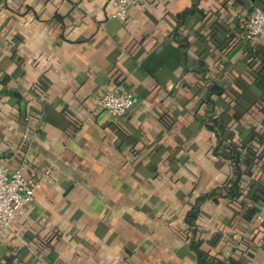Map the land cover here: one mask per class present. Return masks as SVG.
<instances>
[{"label":"crops","instance_id":"crops-1","mask_svg":"<svg viewBox=\"0 0 264 264\" xmlns=\"http://www.w3.org/2000/svg\"><path fill=\"white\" fill-rule=\"evenodd\" d=\"M111 1L0 0V159L40 179L0 264H264V0Z\"/></svg>","mask_w":264,"mask_h":264},{"label":"built area","instance_id":"built-area-1","mask_svg":"<svg viewBox=\"0 0 264 264\" xmlns=\"http://www.w3.org/2000/svg\"><path fill=\"white\" fill-rule=\"evenodd\" d=\"M139 0H112V17L125 20L128 8ZM239 38L252 45L259 37H264V8L253 6L250 12L239 16ZM135 103L132 93L120 85L104 92L96 101L98 111H104L111 117L124 115ZM28 119V117H26ZM8 159H0V239L10 222L21 211H24L33 199L35 189L40 184L39 178L26 177L22 167L7 168ZM49 169L44 171L48 174ZM262 212L256 219L263 220Z\"/></svg>","mask_w":264,"mask_h":264},{"label":"trees","instance_id":"trees-1","mask_svg":"<svg viewBox=\"0 0 264 264\" xmlns=\"http://www.w3.org/2000/svg\"><path fill=\"white\" fill-rule=\"evenodd\" d=\"M239 27H240V26L238 25V28H239ZM263 68H264V65H263ZM259 82L264 86V79H263V80H262V79L259 80ZM212 89H213V88H212ZM263 109H264V108H263ZM231 149H232V152L236 153L235 147H234V148H231ZM236 149H237V148H236ZM249 213L251 214L252 211H250ZM249 213H248V214H249ZM248 214H247V215H248ZM188 217H189V215H188ZM193 217H194V215H193ZM194 249H195L196 254L198 255V257H201V256H202V255H201L202 253L198 250V244H195V245H194Z\"/></svg>","mask_w":264,"mask_h":264}]
</instances>
